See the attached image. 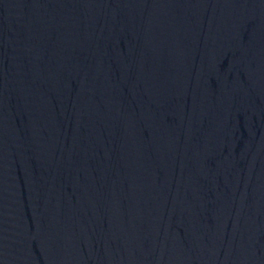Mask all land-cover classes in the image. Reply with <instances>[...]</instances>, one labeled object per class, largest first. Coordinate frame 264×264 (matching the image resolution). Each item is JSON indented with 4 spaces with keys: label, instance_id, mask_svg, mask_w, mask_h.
<instances>
[{
    "label": "water",
    "instance_id": "95a60500",
    "mask_svg": "<svg viewBox=\"0 0 264 264\" xmlns=\"http://www.w3.org/2000/svg\"><path fill=\"white\" fill-rule=\"evenodd\" d=\"M182 0H0V264H191Z\"/></svg>",
    "mask_w": 264,
    "mask_h": 264
}]
</instances>
